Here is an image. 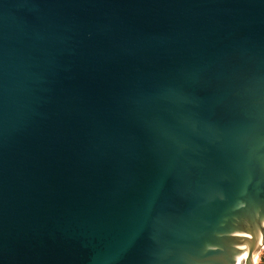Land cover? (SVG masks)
<instances>
[{
	"label": "water",
	"instance_id": "1",
	"mask_svg": "<svg viewBox=\"0 0 264 264\" xmlns=\"http://www.w3.org/2000/svg\"><path fill=\"white\" fill-rule=\"evenodd\" d=\"M262 241L264 0H0V264Z\"/></svg>",
	"mask_w": 264,
	"mask_h": 264
},
{
	"label": "bare ground",
	"instance_id": "2",
	"mask_svg": "<svg viewBox=\"0 0 264 264\" xmlns=\"http://www.w3.org/2000/svg\"><path fill=\"white\" fill-rule=\"evenodd\" d=\"M261 247H262V251H263L264 250V242L263 241H262ZM247 255H248V253L242 252V255L240 256V259H239V261L236 264H245V260H246ZM259 255H260V253H255L254 254V256H253L254 264H257V260L259 258Z\"/></svg>",
	"mask_w": 264,
	"mask_h": 264
},
{
	"label": "rangeland",
	"instance_id": "3",
	"mask_svg": "<svg viewBox=\"0 0 264 264\" xmlns=\"http://www.w3.org/2000/svg\"><path fill=\"white\" fill-rule=\"evenodd\" d=\"M257 264H264V250L260 252Z\"/></svg>",
	"mask_w": 264,
	"mask_h": 264
}]
</instances>
